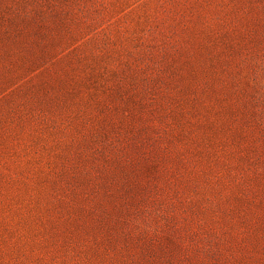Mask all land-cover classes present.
Wrapping results in <instances>:
<instances>
[{
  "label": "rangeland",
  "instance_id": "374dc122",
  "mask_svg": "<svg viewBox=\"0 0 264 264\" xmlns=\"http://www.w3.org/2000/svg\"><path fill=\"white\" fill-rule=\"evenodd\" d=\"M0 264H264V0H0Z\"/></svg>",
  "mask_w": 264,
  "mask_h": 264
}]
</instances>
